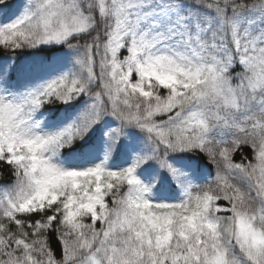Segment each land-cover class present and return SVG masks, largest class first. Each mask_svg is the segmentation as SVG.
<instances>
[{
    "label": "snow or ice",
    "instance_id": "1",
    "mask_svg": "<svg viewBox=\"0 0 264 264\" xmlns=\"http://www.w3.org/2000/svg\"><path fill=\"white\" fill-rule=\"evenodd\" d=\"M0 264H264V0H0Z\"/></svg>",
    "mask_w": 264,
    "mask_h": 264
},
{
    "label": "trees",
    "instance_id": "2",
    "mask_svg": "<svg viewBox=\"0 0 264 264\" xmlns=\"http://www.w3.org/2000/svg\"><path fill=\"white\" fill-rule=\"evenodd\" d=\"M247 151V150H246ZM237 159H239V155L237 154V157H236ZM211 167V166H210ZM5 172H7V169L5 168Z\"/></svg>",
    "mask_w": 264,
    "mask_h": 264
}]
</instances>
